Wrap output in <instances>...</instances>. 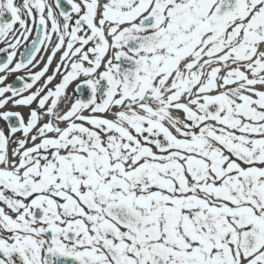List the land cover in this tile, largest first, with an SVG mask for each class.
<instances>
[{"label":"snow or ice","instance_id":"6c2138e0","mask_svg":"<svg viewBox=\"0 0 264 264\" xmlns=\"http://www.w3.org/2000/svg\"><path fill=\"white\" fill-rule=\"evenodd\" d=\"M0 264H264V0H0Z\"/></svg>","mask_w":264,"mask_h":264}]
</instances>
